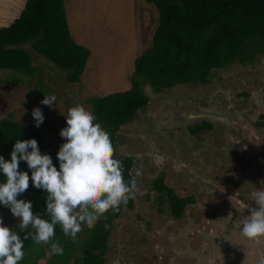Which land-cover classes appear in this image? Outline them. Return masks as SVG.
<instances>
[{
  "label": "rangeland",
  "instance_id": "1",
  "mask_svg": "<svg viewBox=\"0 0 264 264\" xmlns=\"http://www.w3.org/2000/svg\"><path fill=\"white\" fill-rule=\"evenodd\" d=\"M23 1L0 0V26ZM64 4L71 37L90 50L80 81L68 82L65 70L29 45L24 47L39 73L0 70V120L37 128L50 149L65 142L54 131L66 127L62 114L70 107L91 112L92 98L130 89L134 59L151 46L158 25V11L147 0ZM144 91L149 102L121 126L114 152L115 159L133 156V177L137 169L142 174L133 190L134 209H124L114 222L105 264H264V236L250 240L241 233L249 209L258 208L253 193L264 190V54L215 70L205 85L154 92L145 84ZM45 95H55L53 107L40 103ZM36 107L44 116L39 127L32 116ZM206 121L210 128L190 131ZM161 174L177 195L193 197L181 219L159 204L151 188ZM28 197L24 192L17 199ZM0 217L9 229L17 227L7 207Z\"/></svg>",
  "mask_w": 264,
  "mask_h": 264
},
{
  "label": "trees",
  "instance_id": "2",
  "mask_svg": "<svg viewBox=\"0 0 264 264\" xmlns=\"http://www.w3.org/2000/svg\"><path fill=\"white\" fill-rule=\"evenodd\" d=\"M147 1L158 11V25L152 34L151 46L134 59L130 89L91 99V113L96 117L94 123H99L110 134L114 149L121 126L131 122L137 111L149 102L145 84L154 92L175 84L205 85L215 70L235 61L252 62L257 54H264V0ZM25 45L65 70V78L71 83L80 81L90 56V50L70 35L64 0H25L19 15L7 26L0 27V70L16 71L24 77L39 73L40 69L32 64L31 53ZM211 126L206 121L190 131L196 133ZM61 129L54 131L57 139L61 138ZM29 139H35L41 154H49L59 169L57 152L60 145L50 149L43 145L42 134L37 128L10 117L0 120V156L6 161H10L17 140ZM117 160L122 162L125 182L130 181L134 157L126 155ZM19 170L28 172L31 177L26 162H20ZM3 180L4 174L0 172V182ZM151 184L158 192L159 204L166 203L171 216L181 219L193 197L177 195L164 182L163 174ZM25 192L30 195L33 213L49 219L45 203L47 193L36 189L31 179ZM4 209L5 206L0 205V213ZM124 209H134V195L126 205H120L119 211L109 210L106 218H100L92 228L83 227L76 242L65 237L57 225L55 238L64 249L62 256L52 254L49 245L24 240L25 256L19 264H105L114 222ZM13 231L23 240L25 233L18 227Z\"/></svg>",
  "mask_w": 264,
  "mask_h": 264
},
{
  "label": "clouds",
  "instance_id": "3",
  "mask_svg": "<svg viewBox=\"0 0 264 264\" xmlns=\"http://www.w3.org/2000/svg\"><path fill=\"white\" fill-rule=\"evenodd\" d=\"M55 101V95H45L40 103L51 108ZM62 115L66 127L59 133L65 141L57 152L59 169L49 154H41L35 139L17 140L10 161L0 156V172L4 174L0 182V205L10 210L18 219L20 232L25 233L22 240L17 232L4 226L0 217V264H19L25 256L24 240L28 239L36 245H49L52 254L62 256L64 249L55 238L57 225L65 237L76 242L82 226L92 228L100 218H106L109 210L119 211L120 205L133 198L136 178L142 170L137 169L135 177L125 182L122 162L114 158L110 134L94 123L96 117L84 106L77 104ZM32 116L39 127L44 121L42 110L34 108ZM21 161L26 162L31 177L19 170ZM29 179L36 189L47 193L49 219L34 214L30 201L17 199L29 188ZM253 196L258 208L249 209L250 215L241 227L242 235L250 240L264 236V190Z\"/></svg>",
  "mask_w": 264,
  "mask_h": 264
},
{
  "label": "crops",
  "instance_id": "4",
  "mask_svg": "<svg viewBox=\"0 0 264 264\" xmlns=\"http://www.w3.org/2000/svg\"><path fill=\"white\" fill-rule=\"evenodd\" d=\"M23 3H24V1H23ZM23 5H24V4H23ZM20 8L22 9L23 7H20ZM20 11H21V10H19V12L13 17V19L19 15ZM13 19H12V20H13ZM12 20H10L7 24H5V25H1V26H7L8 24H10V23L12 22ZM1 26H0V27H1Z\"/></svg>",
  "mask_w": 264,
  "mask_h": 264
}]
</instances>
